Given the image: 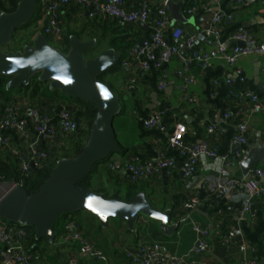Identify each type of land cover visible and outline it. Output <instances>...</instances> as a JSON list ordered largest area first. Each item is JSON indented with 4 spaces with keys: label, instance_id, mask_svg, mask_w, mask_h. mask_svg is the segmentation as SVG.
<instances>
[{
    "label": "crops",
    "instance_id": "1",
    "mask_svg": "<svg viewBox=\"0 0 264 264\" xmlns=\"http://www.w3.org/2000/svg\"><path fill=\"white\" fill-rule=\"evenodd\" d=\"M140 1L142 0H127V7L135 8ZM164 1L148 0L149 20L146 23L126 26L107 17L88 19L85 8L71 3L62 9L64 32L70 30L78 33L71 36H77L83 41H93L94 49L88 57L96 58L103 51L113 49L107 46L109 41L107 38L116 36L130 46L135 40L147 37L151 31L156 10ZM168 1L180 4V12L188 21L174 23L180 24L187 35L195 34L196 46L201 51L214 49L217 40L198 34V16L201 14L210 16L213 13L223 18L233 17L232 21L223 26L219 41L228 40L239 28H244L264 48V0ZM191 5H194L197 10L188 15L186 10ZM43 18L41 15L38 25L44 24ZM103 32L106 33V38L103 40L98 41L97 37L91 36L93 33L100 35ZM60 40L55 42L58 43ZM129 48L125 51L123 58L128 56ZM116 53L119 55L118 52ZM257 62L260 63V68L264 67V58L257 55L241 56L232 66H228L220 58H214L203 71H200L196 64H192L190 73L195 83L190 86V92L198 98L197 105L183 101L181 98L179 86L182 80L175 74L180 64L175 58L159 69L150 68L147 71L142 70L137 61L133 60L128 68H121L119 65L114 72L108 74L106 79L110 84L109 88L117 96H122L123 110L114 118L113 130L120 150L124 153L114 154L107 165L99 166L94 182L103 181L101 175L105 169L115 173L120 182H126L124 166L130 158L137 162L154 160L156 150H164L174 159V168L169 173L162 174L160 177L154 176L136 185L139 188L138 192H145L153 206L164 211L170 210L171 218L168 227L172 230L164 233L160 229L159 222L142 216L136 219L131 230L128 229L125 221L120 219H109L104 226L87 211H79L76 217L80 221L83 232L95 241V245L103 252L105 261L96 260L79 252L77 242H62L60 237L63 227L59 225L61 228L57 230L58 233L52 242L39 239L32 244L34 258L31 264L39 262L63 264L64 259L69 255L76 256L79 261L87 264H128L123 247L134 245L140 238L159 242L166 252L185 254L195 240V233L192 230L193 222L210 227L207 238L208 248L200 254L193 255L194 264H245L244 261L249 259L255 260L256 264H264L262 242L264 202L254 197L251 212L241 215L242 193L240 190L234 188L226 194H221L216 189L218 184H222L227 178L243 177L239 164L229 166L227 176L219 173V167L224 165L223 158L228 155L233 129L242 119L246 109L249 111V121L253 125V133L249 137L247 149L257 142L260 143L264 133V110L255 109L249 98L240 99L238 96L240 90L249 88L260 100H264V91L256 85L253 77ZM260 68L259 81L264 85V72L260 71ZM163 75L167 84L165 90L169 88V93L157 87ZM239 75L245 78L244 83L239 81ZM227 78L230 79L229 84L225 83ZM47 84L49 87V82ZM155 93V99L159 105L151 109L149 106L152 104V95ZM25 97H30V101ZM14 99L22 101L25 112L28 106L36 105L42 112L56 114L61 107L65 106L71 109L75 120L78 121L80 117L75 103L50 97L44 92H39L35 97L19 91L17 94L13 92L7 101L0 95V109ZM156 110L164 111L163 123L166 127L164 132L143 126V121ZM224 114H227L228 118L225 119ZM176 124H182L187 128L183 136L185 143L205 140L217 149L215 157L200 159L195 173L189 178L183 176L185 158L168 145V136ZM209 124H216L221 131L208 133ZM10 138L11 147L23 151L20 140L14 133H10ZM20 156L21 160L26 158L24 152ZM110 164L114 166L113 170L110 169ZM254 168L264 171V164H257ZM257 181L264 185V175L257 178ZM193 193H197L200 204L190 210L183 209V201ZM227 206L231 208L229 211L226 209ZM230 226L237 228L236 236L229 244L221 245L219 240L227 233ZM241 244L246 246L244 252L240 250Z\"/></svg>",
    "mask_w": 264,
    "mask_h": 264
},
{
    "label": "built area",
    "instance_id": "2",
    "mask_svg": "<svg viewBox=\"0 0 264 264\" xmlns=\"http://www.w3.org/2000/svg\"><path fill=\"white\" fill-rule=\"evenodd\" d=\"M163 4L156 10V14L151 24V31L147 37L135 40L129 50L128 56L120 61L121 68H128L133 60H136L140 68L144 71L150 68L159 69L163 65L175 58L179 62V68L175 74L182 80L179 89L183 101L198 104V98L190 92V86L195 83L193 75L190 73L192 64H196L200 71L207 68L211 59L220 58L228 66H232L241 56L257 55L264 58V48L257 40L244 28H239L228 40L219 41L221 30L224 25L232 21L233 17L219 14L210 16L199 15L197 20L198 34L217 40L214 49L201 51L196 46V36L187 35L180 24L172 21L171 15ZM76 5L86 9L88 19L107 17L114 19L122 25L135 23H146L149 20L148 0H142L135 8L127 7V0H39L38 7L41 15L46 18L42 34L52 40H60L64 34L62 22V9L68 4ZM205 8V6L203 7ZM196 7L191 5L187 8L188 15L196 11ZM168 31V34H167ZM241 43V45H239ZM264 72V67L260 68ZM239 81H245L239 75ZM229 84L230 79H225ZM165 76L163 75L157 87L163 91L166 88ZM239 98H249L253 107L257 110H264V100H260L257 94L249 88L239 91ZM30 97H25L29 100ZM249 111L246 109L242 119L235 125L230 138L228 155L223 158V166L219 167V173L227 176L228 167L239 164L246 156L249 145V137L253 133V125L249 121ZM164 111H153L144 121L145 128L166 131L163 123ZM228 118L227 114L223 116ZM78 121L74 119L71 109L63 106L56 114L42 112L36 105L28 106L26 112L21 100L14 99L0 109V151L12 155H20L24 152L26 158L19 162L21 169L29 174L32 166L39 168L50 165L62 158L69 142L73 139L78 129ZM221 128L216 124L207 126L208 133H214ZM14 133L23 151L11 147L10 133ZM187 128L182 124H176L172 133L168 136V145L175 149L177 153L185 158L183 176H192L201 158H213L216 156V147L210 145L205 140L196 143H185L183 136ZM260 145L264 147V133L260 140ZM156 158L144 162H137L130 158L124 166L126 180L131 183L142 182L154 176H162L169 173L174 168V159L166 154L162 149L156 150ZM32 165V166H31ZM110 169L114 166L110 164ZM249 178H227L222 184H218L217 191L221 194L237 188L242 193L241 215L251 212L252 199L260 198L264 202V185L257 181L264 175L260 168H252ZM21 187L16 181H4L0 183V202L15 188ZM200 204L197 193H193L182 203V208L190 210ZM228 211L230 206L226 208ZM61 234L62 242H77L79 252L99 261H105L103 252L95 245V241L81 228L76 218L70 216L63 223ZM30 228L11 222L0 215V264H31L34 255L29 250L28 238ZM192 230L195 233V240L190 250L185 254H175L166 252L157 241H146L138 239L134 245L124 246L123 252L128 260V264H194L192 257L200 254L208 248L207 238L210 227L199 222L192 223ZM237 228L230 226L219 242L221 245L229 244L236 236ZM264 246V238L262 239ZM246 246L241 244V252ZM245 264H256L255 260H245ZM38 264H45L39 262ZM63 264H87L78 260L76 256H67Z\"/></svg>",
    "mask_w": 264,
    "mask_h": 264
},
{
    "label": "water",
    "instance_id": "3",
    "mask_svg": "<svg viewBox=\"0 0 264 264\" xmlns=\"http://www.w3.org/2000/svg\"><path fill=\"white\" fill-rule=\"evenodd\" d=\"M35 7L36 0H18L14 12L0 14V47L10 43L14 28L32 19ZM166 7L173 22L188 21L180 12L179 3L167 1ZM93 49V41L71 36L70 49L65 54L50 46L47 38L39 33L33 44L25 46L23 51L0 50V74L10 77L6 85L8 89L27 85L33 75L39 74L40 79L49 82L50 90L57 89L69 97L89 100L97 107L89 137L80 153L58 159L50 177L36 194L27 195L22 187L10 191L0 202V215L11 222L34 228L37 239L50 242L56 237L54 225L59 217L77 211H87L104 226L109 219L123 220L130 230L136 219L142 216L159 222L162 232L167 233L172 230L168 227L170 210L153 206L145 192H138L125 201L104 198L91 188L77 185L96 163L120 150L113 120L121 113L122 106L109 86L96 78L114 67L119 55L113 49H107L98 57L89 58ZM259 68L260 63L257 62L253 72L254 82L264 91V85L259 81ZM165 91L169 93V88ZM155 96L156 93L152 95L151 109L159 105ZM260 163L264 164V147L257 142L251 145L239 163L242 175L249 178L250 170ZM32 169L37 170L33 166Z\"/></svg>",
    "mask_w": 264,
    "mask_h": 264
},
{
    "label": "trees",
    "instance_id": "4",
    "mask_svg": "<svg viewBox=\"0 0 264 264\" xmlns=\"http://www.w3.org/2000/svg\"><path fill=\"white\" fill-rule=\"evenodd\" d=\"M18 5V0H0V14L1 13H12L16 10ZM41 18V13L39 12L38 7V0H36V7L35 12L32 17V19L24 23L13 30L12 38L9 44L5 46L6 52H17V51H23L24 47L27 45H32L34 39L39 33L43 32V27L46 22V18L44 19L43 25H38L37 22ZM20 33V35H18ZM72 34H78L73 33L70 30H67V32H64L63 36L61 37V40L58 42L59 49L61 52H63L64 49H70V37ZM105 34H97L93 33L92 37H97L98 41L105 39ZM109 41L107 42V46L113 48L116 52L119 53V60L117 64L112 67L111 69L107 70L106 72H103L99 74L96 78L106 83L109 87L110 84L106 79V76L110 74L111 72H114L118 66L120 65V61L125 55V51L131 46L129 44L122 41L120 38L116 36H112L111 38H107ZM65 53V52H63ZM68 53V52H67ZM65 53V54H67ZM10 77L7 75L0 74V95L2 98H4L5 101L10 99L11 93L13 91H19L23 94H28L32 97H35L39 92H44L50 97L59 98L62 100H66L68 102H73L78 106V111L80 113V117L78 119V129L75 132V135L73 136V139L69 142L67 148L65 149V152L62 154V157H74L78 155L82 149V147L86 144L87 139L89 137L90 133V126L91 122L96 114L97 107L96 105L86 99L82 98H73L69 97L65 94L63 96L65 98H61L59 96V90H50L48 87V81L42 80L39 78V74H35L31 77L29 83L27 85H20L13 89H8L6 87ZM44 85L47 87V89L50 91L48 93L44 90ZM119 101L120 97L118 96ZM122 110H123V101L121 102ZM124 151L119 150L116 152V154L122 155ZM113 155H110L108 158L96 163L91 171L81 180L77 183L78 186H83L87 188H91L95 192H99L102 194L104 198H117L120 200L128 201L131 199L138 191L139 188L137 187V183H131V182H120V179L115 173H111L105 169V171L102 173L101 177L105 179V181H110L108 183L110 185L109 189L107 187L101 186V182L99 181L97 185V182H94V177L96 173L98 172L99 166L107 165L110 161L111 157ZM21 161V156L18 155H10L8 153H3L0 151V183L4 181H16L18 182L22 188L25 189L27 195H33L36 194L39 190V188L47 181V179L50 177L51 171L53 167L55 166V162H53L50 165H45L42 167H39L36 171L29 172L27 174L24 172L19 162ZM96 186V187H94ZM79 211L69 214H63L59 217L57 222L54 225V229L57 232V225H62L64 221L70 216L71 218L77 219V214ZM80 223V221L78 220ZM30 235L28 238V247L31 252L34 251V248H32V244L39 241L35 237V230L34 228H30Z\"/></svg>",
    "mask_w": 264,
    "mask_h": 264
},
{
    "label": "rangeland",
    "instance_id": "5",
    "mask_svg": "<svg viewBox=\"0 0 264 264\" xmlns=\"http://www.w3.org/2000/svg\"><path fill=\"white\" fill-rule=\"evenodd\" d=\"M18 35H20V33ZM47 40H48V43H49L50 46H52L53 48H59V45H58V43L55 42V40H52L49 37H47ZM22 47H25V46H22ZM0 50L5 52L6 51L5 46L0 47ZM62 51L67 53L69 51V49L67 50V49L63 48ZM85 58H87V57H85ZM44 90H45L46 93L50 92L45 85H44ZM13 92H15L16 94L18 93V91H13ZM58 94H59V96L61 98H65L61 92H59ZM119 97H120V101L122 102V96L119 95ZM106 182L107 181H105V179L103 178V182H101L100 184H101V186L107 187L109 189L110 185L108 183H106ZM97 185H99L98 182H97ZM94 187H96V186H94ZM60 228H61V226L57 225L56 229L60 230Z\"/></svg>",
    "mask_w": 264,
    "mask_h": 264
}]
</instances>
